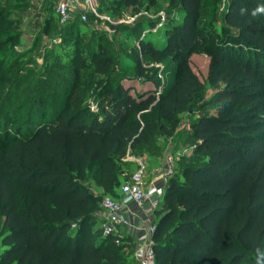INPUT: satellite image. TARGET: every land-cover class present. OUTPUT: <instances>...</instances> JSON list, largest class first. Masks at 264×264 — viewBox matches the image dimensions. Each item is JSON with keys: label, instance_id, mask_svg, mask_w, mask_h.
I'll return each mask as SVG.
<instances>
[{"label": "trees", "instance_id": "16d2710c", "mask_svg": "<svg viewBox=\"0 0 264 264\" xmlns=\"http://www.w3.org/2000/svg\"><path fill=\"white\" fill-rule=\"evenodd\" d=\"M202 1L168 0L176 17L143 25L147 34L137 37L132 54L154 89L133 94L125 83L131 78L100 49L92 59L100 73L99 117L88 122L81 111L70 112L69 92L46 119L44 98L37 99L38 118L22 135L2 127L0 264H138L129 237L103 233L100 199L121 201V186L137 167L126 160L128 150L154 133L171 135L183 115L192 119L191 152L173 162L158 197L154 264H249L248 254L264 248V13L251 15L264 0H228L221 22L211 20V35L199 23ZM8 10L0 8V50L18 37L4 17ZM46 11L44 30L58 19L54 4ZM72 20L59 23L67 41L62 64L74 56L64 30ZM154 27L162 34L158 43L149 37ZM211 36L210 68L200 80L189 55ZM166 58L174 67L160 74L171 83L148 79L144 61ZM4 72L0 63V123L16 79ZM208 91L194 114L191 103ZM158 149L145 153L150 170L162 157ZM257 255L264 260V250Z\"/></svg>", "mask_w": 264, "mask_h": 264}, {"label": "rangeland", "instance_id": "374dc122", "mask_svg": "<svg viewBox=\"0 0 264 264\" xmlns=\"http://www.w3.org/2000/svg\"><path fill=\"white\" fill-rule=\"evenodd\" d=\"M95 2L96 10L94 13H89L86 20H81L76 13L70 22L71 28L68 26L64 28L71 32L69 39L74 45V56L62 64L60 58L62 53H65L67 41L59 37L61 25L58 19L54 17V23H50L47 30H44L46 10L53 12V0H0V8L9 9L4 16L9 22V27L18 32L16 40L0 50V63L4 67V74L16 77L12 85L13 94L10 102L2 112L0 131L5 126L10 132L22 135L30 121L38 118L40 108L34 105L37 99L44 98L48 108L44 115L46 119L55 105L63 104V98L69 92H71L70 112L81 111L88 122H91L94 116L99 117L102 101L97 96L96 80L100 77V73L95 70L92 59L100 49L112 58V68L118 74H125L131 78L125 80V83L134 86V90L131 91L133 94L140 89H154L155 86L151 81L138 74L136 59L132 54L133 48L138 49L137 37L147 34L144 24L149 21H154L158 25L165 24L170 18L176 17L178 8L169 5L168 0H140L139 5L131 7L120 0ZM227 2L228 0L202 1L203 14L199 23L205 33L213 34L211 20L216 17L218 22H221V15ZM131 16H134V19L128 22ZM159 35H162L161 32L154 27L149 37L158 43ZM211 39L213 36L203 41L201 49L189 55V65L200 80H203L209 72L211 58L206 54L205 49ZM144 64L149 70L145 72H150L148 79L171 83V76L160 74L162 69L170 72L174 67V63L169 58L147 64L144 61ZM21 75H24L25 81H21L23 79ZM208 94L209 91L200 94V98H196L191 103L194 114L203 110L200 104L203 97ZM165 123L170 124L168 121ZM191 123V117L183 115L171 135L161 137L158 133H154L150 139L141 141L134 148L129 149L126 160H134L136 165L141 161L146 165L145 153L155 151L157 148L159 153L182 149L181 155H189L191 144L188 134ZM147 177L146 172L144 179ZM91 188L96 194L101 192V189L94 184ZM104 212L105 209L102 207V216ZM125 226L124 223L123 227ZM121 229L117 226L116 233H120ZM247 261L249 264H256V255L249 253Z\"/></svg>", "mask_w": 264, "mask_h": 264}, {"label": "built area", "instance_id": "2783aa9c", "mask_svg": "<svg viewBox=\"0 0 264 264\" xmlns=\"http://www.w3.org/2000/svg\"><path fill=\"white\" fill-rule=\"evenodd\" d=\"M96 0H54V11L57 15L59 23H64L74 18V14H79L81 20H86L89 13L95 12ZM134 16H131L127 21L132 22ZM160 25V24H159ZM182 149H173L171 152H166L162 157V168L165 174H170L173 169V162L180 156ZM146 165L139 161L135 171L126 178L121 186L123 196L130 197V200L137 205H142L143 202L156 192V189L151 185L148 189L144 188V176L146 173ZM158 194L160 191H157ZM101 205L105 209L103 213L104 222L101 225L103 233L116 232L117 226L123 225L121 212V202L113 200L109 197H104L101 200ZM149 237L145 242L137 245L135 248V257L139 264H154V249L152 241V233L154 225L151 223L147 229Z\"/></svg>", "mask_w": 264, "mask_h": 264}, {"label": "crops", "instance_id": "0c3cea01", "mask_svg": "<svg viewBox=\"0 0 264 264\" xmlns=\"http://www.w3.org/2000/svg\"><path fill=\"white\" fill-rule=\"evenodd\" d=\"M165 153L164 151L159 155L163 157ZM162 157L158 159V162L152 161L154 165L151 170L149 162L145 160L148 177L144 179L143 186L148 189L152 185L156 189V192L150 195L142 205H137L130 199H127V196H122L120 201L122 204V216L126 222L125 227H123L124 224L120 226L122 228L120 234L130 238V243L134 249L149 237L147 229L153 222L154 212L158 209V197L169 176L163 172ZM158 190L160 191L159 194L157 192Z\"/></svg>", "mask_w": 264, "mask_h": 264}, {"label": "clouds", "instance_id": "9594fccd", "mask_svg": "<svg viewBox=\"0 0 264 264\" xmlns=\"http://www.w3.org/2000/svg\"><path fill=\"white\" fill-rule=\"evenodd\" d=\"M243 11L244 10H242V12ZM261 13H264V5H258L257 8L252 11L251 15L253 17H255V16H257L258 14H261ZM261 250H264V248H261L259 246L255 249V252H256V264H264V260H261L260 256L257 255V253H260Z\"/></svg>", "mask_w": 264, "mask_h": 264}, {"label": "water", "instance_id": "95a60500", "mask_svg": "<svg viewBox=\"0 0 264 264\" xmlns=\"http://www.w3.org/2000/svg\"><path fill=\"white\" fill-rule=\"evenodd\" d=\"M127 199H130V197H127Z\"/></svg>", "mask_w": 264, "mask_h": 264}]
</instances>
